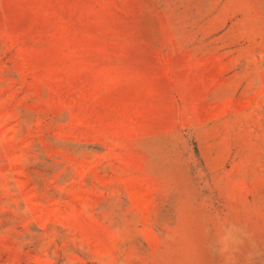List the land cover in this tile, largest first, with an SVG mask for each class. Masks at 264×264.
<instances>
[{
    "label": "rangeland",
    "instance_id": "1",
    "mask_svg": "<svg viewBox=\"0 0 264 264\" xmlns=\"http://www.w3.org/2000/svg\"><path fill=\"white\" fill-rule=\"evenodd\" d=\"M264 264V0H0V264Z\"/></svg>",
    "mask_w": 264,
    "mask_h": 264
},
{
    "label": "clouds",
    "instance_id": "2",
    "mask_svg": "<svg viewBox=\"0 0 264 264\" xmlns=\"http://www.w3.org/2000/svg\"><path fill=\"white\" fill-rule=\"evenodd\" d=\"M247 234L237 225L230 224L223 228L215 241L214 250L221 256L223 264H237L238 250L245 246ZM248 264H254L255 255H250Z\"/></svg>",
    "mask_w": 264,
    "mask_h": 264
}]
</instances>
